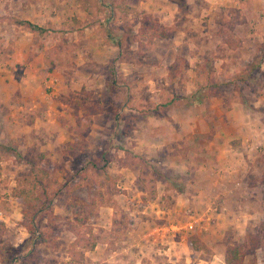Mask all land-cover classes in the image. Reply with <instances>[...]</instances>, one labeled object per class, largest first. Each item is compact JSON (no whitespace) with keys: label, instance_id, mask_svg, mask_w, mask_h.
I'll use <instances>...</instances> for the list:
<instances>
[{"label":"rangeland","instance_id":"rangeland-1","mask_svg":"<svg viewBox=\"0 0 264 264\" xmlns=\"http://www.w3.org/2000/svg\"><path fill=\"white\" fill-rule=\"evenodd\" d=\"M33 1L24 0V6L27 8ZM40 1L49 13L53 12L56 20L43 23L50 30L45 35L33 31L39 36V39L34 37V42L39 44L38 53L30 58L17 55L0 35V55L21 58L16 63L22 65L17 71L19 75L27 63L37 61L38 55L44 54L43 69L32 72L39 76L38 86L42 93L34 91V94H38V98L43 95L46 101L39 107V116L47 113L49 119L45 118L43 125L57 132L52 137L57 143L48 145L35 132L31 136V126L36 123L33 109L28 108L26 119L20 125L24 130L27 127L29 132H20L21 135H11L12 124L0 116L3 156L0 211L9 217V227L0 223V264H53L50 257L54 249L28 232L23 224V203L13 195L18 179L42 166L49 169L51 178L57 180L60 187L53 210L63 254L71 260L66 263L64 257L57 260L61 264H91V258L85 253L92 241L97 239L100 245L107 244L104 257L112 251L121 253L122 246L132 243L137 235L153 231L149 228L154 216L149 209L158 207L156 203H160V208L172 207L173 190L185 191L188 180L195 178L190 173L182 174L179 167L174 169V165L166 161L168 155H178L177 151L153 153L149 149H137L139 133L135 129L138 124L147 134L142 135L141 146H149L146 140L150 129L146 123L148 116L158 118L156 122L163 116L169 119L171 114L186 110L184 105L188 103L195 112L201 107L208 110L206 99L216 96L224 102V109H232V104L239 102L259 112L260 127H264V60L259 64L264 40L235 37L240 31L247 35L252 29L247 24L257 25L264 16L255 14L257 16L251 19L250 15L242 17L236 8L214 5L211 11L206 10L210 1L205 10L192 12L193 3L186 5V0H127L139 10L137 13H112L107 0H54L55 7L50 6L52 0ZM141 1L155 8L157 13L140 8ZM144 12L158 18L166 27V30L160 29V36L152 34L155 28L145 20ZM82 13L87 18H83ZM165 17L171 21H162ZM17 20L24 19L10 13L0 15V21L13 22L9 30L32 31L27 26L20 27ZM142 20L145 24L141 29ZM186 32L194 37L182 41ZM111 48H115L114 53ZM197 49L203 54L197 66L190 69L189 54ZM172 71L176 74L172 75ZM33 86L36 88L35 84ZM0 112L2 114L1 108ZM189 149L182 153H190ZM252 156L255 159L252 168L247 159L243 160L247 182L233 175L235 179H228L231 184L235 182L230 191L224 193L216 187V214L227 213L231 197L242 191V186L244 189L250 186L255 195H263L259 201L245 199L240 204L241 217L252 213L251 229L241 232L235 227L234 233L227 232L223 247H226L225 257L229 245L245 243L250 234L259 236L258 247L247 251L244 264H264V143L256 146ZM123 166L128 169L130 180L135 178L133 185L140 194L132 192L135 199L127 194L130 188L120 184L122 175L126 177L121 169ZM16 170L17 176L12 177L11 172ZM218 171L216 176L224 174ZM10 200L14 201L12 205ZM193 212L188 210L174 217L181 222L188 238L198 237L194 232L206 228L203 221H195ZM191 222L193 229L187 228ZM21 230L27 233L25 241L18 247L11 245V240L20 242ZM124 241L127 242L124 244ZM204 251L207 252V248ZM199 253L192 250L193 257ZM216 255L220 256L217 252Z\"/></svg>","mask_w":264,"mask_h":264},{"label":"crops","instance_id":"crops-1","mask_svg":"<svg viewBox=\"0 0 264 264\" xmlns=\"http://www.w3.org/2000/svg\"><path fill=\"white\" fill-rule=\"evenodd\" d=\"M39 1L34 0L26 8L24 0H0V15L10 13L17 18L29 20L40 25L49 20L55 21L54 14H51L53 12L49 13L46 10L47 6L42 1H40V4ZM207 1H210L211 4H209V8H206V10L209 9L211 11L214 5L216 8H236L240 10L242 17L250 15L251 19L257 15L259 17L264 16V0H215L214 2H211V0H186L185 4L190 5L193 3L191 7L195 9L192 12H197L198 10H205ZM50 6H56L54 5V0L51 1ZM140 8L157 13L155 8L144 5L142 1ZM82 14L83 18H87V15ZM199 14H202V12H199ZM162 21L169 23L171 20L165 17ZM12 25L13 22L0 21V35L6 40V45H10L9 49L17 55L24 54L26 58H30L32 55L38 53L40 48L39 44L34 42V37L39 39V36L35 35L33 31L23 32L24 30H20L19 32L9 30ZM247 25H251L252 28L249 33L245 35L244 32L241 33L240 31L235 37H245L249 40H264V18L257 25L254 23ZM19 26L23 28L22 25ZM4 30L6 31L5 35ZM186 33H184L182 41L190 40L194 37L193 34L189 35L188 32ZM111 49L112 53H114L115 48ZM202 54L201 49L194 50V53L189 54L190 69L197 66V60ZM18 58L14 57L12 59L11 55L5 58L4 55H0V108L2 110L0 116L3 118V121L12 124V129L10 128L11 135H21L20 132H29V130H26L27 127L24 130V127H20V125H23L24 122L22 121L26 119L24 115H26L28 108L33 109L36 123H33L31 126V136L35 132L47 141L46 144L57 143L52 138L57 132L50 127L45 128L43 125L44 123L46 124V119H49L47 113L42 112L41 117L39 116V107H43L46 101L41 94V98H38V94V96H35L36 93H42V91L38 86L39 76H34L32 72L33 70L38 72L43 69L45 63L44 54H39L37 61L27 63L25 68H23L24 72L19 75H17V71L22 65L16 64ZM19 59L21 60V58ZM34 84L36 88L33 86ZM34 91H36L35 94ZM206 105L209 107L208 110L201 107L200 111L197 110L195 112L191 108L192 105L188 103L184 105L187 108L186 110L183 109L171 114L169 119H167L168 116L160 117L159 122H156L158 118L148 116L146 123L150 127L148 130L149 138L146 139L145 137L149 144L148 147L141 146L142 135L146 136L147 134L144 132L146 129L138 124V129H135L139 133L138 150L149 149L153 153L175 150L178 152V155L175 157L174 155H168L166 161L170 162V166L174 165V169L179 167L182 174L189 175L190 173L195 178L189 177L190 179L187 182L188 186L185 191L171 189L173 192L170 197L174 199L172 207L160 208V203H156L159 205L158 207L149 209L150 214L154 218L150 220L151 228H146L152 229L151 233L137 235L132 239V243L124 241V244H126L122 246L121 253L112 251L106 257L102 256V254L107 244L100 245V243H97L93 250H88L85 253L86 257L91 258V264H225L224 252L226 247H223L225 245L223 244L225 234L227 232L228 234L230 232L234 233L235 227H238L241 232H243L242 229L245 232L251 229L249 223L252 219V213L249 212L248 216L244 215V217H241L243 211L240 210L239 206L245 199H255L253 201L255 202L259 201V198L262 199L263 195H258L257 193L255 195V191L251 190L252 187L248 186L244 189L242 186L243 188L240 187L242 191L235 192L234 196L231 197L227 213L216 214V187L217 190L224 193L230 191L229 189L234 187L235 182L231 184L228 179L233 178V175L241 176L243 182H247L243 160L247 159L248 163L252 164L251 168L254 167L255 164L252 162L255 160L252 158L253 151H255L256 146H260V143H264V127H260V113L247 109L239 102L232 104V109H224V102L216 96L206 99ZM40 122L42 125H40ZM205 135L207 136L206 138ZM188 148L190 149L187 151L190 153H182L184 152L182 150L186 151ZM121 169L123 174H126V177L122 175L120 184L123 183L124 188H130L127 194L128 196L132 195V198L135 199V195H140L136 193L137 191L133 185L135 178H132L133 182H131V177L127 175L128 169L125 166ZM217 170H219L218 173L223 171L224 174L216 176ZM11 173H13L12 177L17 176V170ZM85 182L89 183L88 181ZM257 182L261 183L260 180ZM255 188L257 189V187ZM132 192L136 194L134 195ZM164 193L163 191V195H165ZM10 201L11 203L9 204L12 205L14 201ZM188 210H193L195 221L197 223L203 221L202 224L206 227L205 230L200 229L194 233L197 234L201 242L206 246L207 252L204 251L206 249H203L199 255L197 254L194 257L188 245L187 236L189 234L183 233V227L179 224L181 222L174 220L176 214L180 215ZM6 213L8 212L6 211ZM257 213L258 210L253 212L255 215ZM4 214V211H0V222L9 227V217H6V214ZM11 229L15 230V226H12ZM20 236L22 237L20 242L11 240L10 244L17 247L22 245L27 237V233L21 230ZM58 240H60V237ZM62 250L63 243L60 241V248L51 251L50 263L61 264V261L57 260L60 257H64L63 261L65 263L71 260L69 256H66L65 253L63 254ZM216 252L220 256H217ZM216 259L222 260V263H219Z\"/></svg>","mask_w":264,"mask_h":264},{"label":"trees","instance_id":"trees-1","mask_svg":"<svg viewBox=\"0 0 264 264\" xmlns=\"http://www.w3.org/2000/svg\"><path fill=\"white\" fill-rule=\"evenodd\" d=\"M107 6L112 13L125 12V13H137L139 10L128 4L127 0H107ZM143 15V12H142ZM145 20H149L150 26L155 30L152 32L155 36H160L161 30H166V27L161 25L158 18H155L152 14L144 12ZM145 20L141 21L142 27L145 24ZM17 23L29 27L32 31L39 35H45L50 30L46 26L36 24L29 20H17ZM121 42H118V46ZM259 64L261 65L264 60V53L259 56ZM257 64V65H259ZM176 74L172 71L171 73ZM218 85L216 84V89ZM3 156L0 150V173L1 162ZM60 187L57 180H54L50 176V171L46 167H38L32 174H28L24 177H20L17 181V185L13 189V195L21 200L23 203L22 217L23 224L27 228L30 234H34L37 241L43 245L50 246L54 250L60 248V232L57 229L56 214L53 210V201L59 192ZM3 224L2 222H0ZM0 230L2 228L0 227ZM36 233L37 234L36 236ZM94 237V235H91ZM261 238L259 236L248 235L246 242L243 244L229 245L225 253L226 264H244L247 251H254ZM97 245L96 241H92L88 245V250H93ZM188 245L193 252H199L206 249V246L196 236H190L188 238ZM195 256V255H194Z\"/></svg>","mask_w":264,"mask_h":264},{"label":"built area","instance_id":"built-area-1","mask_svg":"<svg viewBox=\"0 0 264 264\" xmlns=\"http://www.w3.org/2000/svg\"><path fill=\"white\" fill-rule=\"evenodd\" d=\"M187 228H189V229H193V228H194V223H192V222L189 223L188 226H187Z\"/></svg>","mask_w":264,"mask_h":264}]
</instances>
